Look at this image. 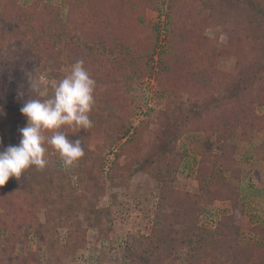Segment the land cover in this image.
<instances>
[{
    "label": "rangeland",
    "instance_id": "obj_1",
    "mask_svg": "<svg viewBox=\"0 0 264 264\" xmlns=\"http://www.w3.org/2000/svg\"><path fill=\"white\" fill-rule=\"evenodd\" d=\"M74 1L0 0V140L4 147L13 137L21 139L19 129L26 118L20 108L32 97L31 86L46 87L51 95L52 82L63 78L73 64L63 34L56 55H24L33 44L21 48L15 36L18 29L10 26L20 23L18 16L24 12L33 16L39 11L49 18V6L56 17L53 21L60 33L66 29L67 38L70 22H75L88 37L121 38L139 43L146 53L155 43V29L164 28L166 19L160 11L171 10L176 29L171 37L189 53L166 58L159 80L144 77L133 67L116 79L109 76L105 102L96 103L91 113L93 127L69 133V139L82 140L85 154L80 161L66 168L49 147L46 167L34 169L40 179L36 187L47 189L54 202L47 206L52 213L48 238L41 239L35 235L36 227L20 221L15 225L14 244L0 246V264H159L146 247L154 248L152 231L163 227L156 211L168 179L173 177L178 191L199 193L198 182L207 176L208 182L219 186L225 181L235 183L233 169L240 170L245 205L240 243L249 247L255 240L253 227L264 226V131L251 126L254 118L264 115V106L256 99L258 86L250 88L247 83V67L262 43L252 36L249 21L255 19L254 8L264 9V0H78L79 12L69 21L66 15ZM29 30L18 31L34 41ZM85 59L90 75L111 69L102 65V59L92 60L91 53ZM179 65L191 74L185 76ZM156 70L162 71L159 66ZM247 111L252 119L245 116ZM225 145L235 165L218 171L216 166L225 165L221 158ZM30 179L31 173H26V179L18 181ZM16 182L10 178L0 187L1 194L10 195ZM200 207L198 226L218 230L231 203H200ZM19 213L17 217L24 219L26 214ZM38 219L45 225L44 212ZM188 252L164 256L162 263L189 264Z\"/></svg>",
    "mask_w": 264,
    "mask_h": 264
},
{
    "label": "trees",
    "instance_id": "obj_2",
    "mask_svg": "<svg viewBox=\"0 0 264 264\" xmlns=\"http://www.w3.org/2000/svg\"><path fill=\"white\" fill-rule=\"evenodd\" d=\"M78 5V0H75L72 10L70 6L69 12L66 15L67 20L72 21L74 16L77 15L79 12ZM160 12V15H164L166 19L164 28L163 30L155 29V43L151 50L146 53L145 49L138 46L139 43L125 42L121 38L115 40L106 39L105 41L101 36L95 37L93 35L92 37H88L85 34L86 31L76 27L75 22H70L71 33H68L67 38L66 33H64L66 29L63 33H60L59 27H57L58 24L53 21V19L56 20V17L54 15L52 17L51 7L49 6L46 9V14L49 18L39 11H34L33 16L24 12L22 16H18L20 23H12L10 26L18 30L27 28L33 33L34 41L26 40V35L18 30L15 34L21 48L25 43L33 44L32 49H24L23 53L25 56L30 55L32 52L44 58L45 56L52 57L56 55L59 53L57 50L58 38L63 34L66 37L65 52L71 62L75 63L80 59L87 60L85 59L86 54L91 53L92 60L102 59V65L108 64L111 68L108 71L104 70L103 72L98 70L91 73V77L97 83L95 92L96 103H100L105 102L104 96L105 93H108L106 83L110 82L109 76L111 74L116 79L123 72L133 70V67L136 68V71H142L141 74L144 77L153 76L155 80H159V77L163 75V62L166 58L173 57V55L178 57L181 55L188 56L189 52L187 48H181L180 43H177L171 37L176 31L173 13L171 10L165 12V14L162 11ZM254 16L255 19H250L249 21L250 30L254 39L262 44L259 47V51H256L251 64L247 67L250 77L247 83L250 88L258 86L259 91L256 99L261 106H264V9L254 8ZM35 33H37V37L34 36ZM179 33L180 31L177 29V35ZM87 34L90 35L89 33ZM0 47L3 48V42L0 43ZM154 60H156V64L153 63ZM158 66L162 71L158 72L156 70ZM179 68H181L185 76L188 77L191 74L189 70L184 71L183 65H179ZM168 69L171 72V68L169 67ZM207 111L208 109L202 111L198 120ZM245 114L247 118L252 119V112L247 111ZM254 119L255 122L251 123V126H259L260 130L264 131V124H262L264 115ZM225 124L227 123L224 122ZM243 127L248 131L245 126ZM18 143L19 140L13 137L10 145ZM225 147L226 145L221 149V158L225 159L223 162L225 165L223 168V166L218 164L220 162L218 161L219 167L216 166L218 171L220 169L227 171L231 167L229 164L232 165L233 163L232 166L235 165V161L226 154L228 150ZM201 165L197 170V174L199 173L198 181L201 179ZM177 171V169L173 170L175 174ZM26 173H31L30 182L17 180L16 185L12 187L11 193L9 192L10 195L6 194L5 197L1 194L3 192L0 191V195L4 197V200L0 198V209L2 211L0 213V246L14 244L15 225L20 221L26 222L25 224L28 223L27 225L30 227H36L34 229L35 235L41 239L48 238L52 213L48 211L47 206L51 203L54 205V202L49 197L47 189L43 190L36 187L40 179L34 168ZM26 173L21 177L26 179ZM231 174L234 177L235 183L233 181H225L220 186L213 182H208L207 176L203 182H198L199 193L178 191L173 187V177L168 179L160 194L156 211L157 221H161L163 227L160 229L154 228L152 231L151 244L155 245L154 248L149 249L150 247H146V251L152 257L155 256L159 264H163L164 256L171 257L178 251H189L188 253L190 254L188 255L191 257L189 264H264V226L262 224H257L253 227L252 233L255 236V240L249 247H244L240 243L242 218L245 214V205L242 202V193L239 189L241 173L240 170L233 169ZM172 175L174 176V174ZM209 180H211L210 177ZM39 194L42 195L39 196ZM14 201L16 202L13 203ZM215 202L231 203L229 213L222 215L217 224L218 226L220 225V228L218 230H210L198 226L202 210L200 203L213 205ZM14 207H19V209ZM13 210L16 212H13ZM195 210H197V213H195ZM19 212L26 214L24 219L18 218L20 216ZM41 212H44L45 225H41L38 219V215ZM176 226H181L182 228L177 229ZM167 229L170 231L169 235L165 232Z\"/></svg>",
    "mask_w": 264,
    "mask_h": 264
},
{
    "label": "clouds",
    "instance_id": "obj_3",
    "mask_svg": "<svg viewBox=\"0 0 264 264\" xmlns=\"http://www.w3.org/2000/svg\"><path fill=\"white\" fill-rule=\"evenodd\" d=\"M96 88L82 59L73 63L63 78L52 82L51 95L46 87L31 86L33 95L20 108L26 125L19 129V143L4 147L0 140V187L10 178L19 180L30 169L43 170L49 147L66 168L80 161L85 154L82 140L69 139V133L75 135L93 127Z\"/></svg>",
    "mask_w": 264,
    "mask_h": 264
},
{
    "label": "crops",
    "instance_id": "obj_4",
    "mask_svg": "<svg viewBox=\"0 0 264 264\" xmlns=\"http://www.w3.org/2000/svg\"><path fill=\"white\" fill-rule=\"evenodd\" d=\"M216 203H223V204H224V203H229V202H216ZM229 211H230V210H229ZM227 213H229V212H227Z\"/></svg>",
    "mask_w": 264,
    "mask_h": 264
}]
</instances>
